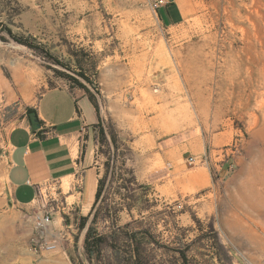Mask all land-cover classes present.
<instances>
[{
	"label": "rangeland",
	"instance_id": "rangeland-1",
	"mask_svg": "<svg viewBox=\"0 0 264 264\" xmlns=\"http://www.w3.org/2000/svg\"><path fill=\"white\" fill-rule=\"evenodd\" d=\"M154 1L0 0V264H264V0ZM58 86L98 113L100 191L38 188L58 247L34 253L6 135Z\"/></svg>",
	"mask_w": 264,
	"mask_h": 264
},
{
	"label": "crops",
	"instance_id": "crops-1",
	"mask_svg": "<svg viewBox=\"0 0 264 264\" xmlns=\"http://www.w3.org/2000/svg\"><path fill=\"white\" fill-rule=\"evenodd\" d=\"M181 5L183 0H178L184 15ZM161 16L168 25L177 23L181 17L177 9L169 6L163 8ZM30 108L36 112L40 124L32 126L24 117L6 135V181L12 204L31 205L42 185L76 177L81 189L80 202L89 193L90 207L97 183L89 146L92 126L99 117L96 109L87 97L67 86L45 90ZM84 134L87 138L82 140Z\"/></svg>",
	"mask_w": 264,
	"mask_h": 264
},
{
	"label": "built area",
	"instance_id": "built-area-1",
	"mask_svg": "<svg viewBox=\"0 0 264 264\" xmlns=\"http://www.w3.org/2000/svg\"><path fill=\"white\" fill-rule=\"evenodd\" d=\"M166 3L165 0H155L152 4L153 10H157ZM55 200V199H54ZM28 219L34 231L29 241L30 250L34 253L53 252L58 247L57 239L52 236L50 229L52 225L53 213L57 212L52 204H47L46 198L37 189L36 197L33 201Z\"/></svg>",
	"mask_w": 264,
	"mask_h": 264
},
{
	"label": "trees",
	"instance_id": "trees-1",
	"mask_svg": "<svg viewBox=\"0 0 264 264\" xmlns=\"http://www.w3.org/2000/svg\"><path fill=\"white\" fill-rule=\"evenodd\" d=\"M168 6L170 7H173L174 8V4L171 2V3H168ZM26 116H27V119L29 121V123L32 125V126H37L40 124V121L37 119V116H36V112L33 110V109H27V112H26ZM99 186L97 187L96 189V192H95V200L98 198L99 196ZM90 229H88L87 231V234H86V237H85V247L87 249V245H88V239L90 238Z\"/></svg>",
	"mask_w": 264,
	"mask_h": 264
},
{
	"label": "bare ground",
	"instance_id": "bare-ground-1",
	"mask_svg": "<svg viewBox=\"0 0 264 264\" xmlns=\"http://www.w3.org/2000/svg\"><path fill=\"white\" fill-rule=\"evenodd\" d=\"M24 82V81H23ZM25 83H21L20 86H24ZM87 196L90 197L89 193H87ZM53 236V235H52Z\"/></svg>",
	"mask_w": 264,
	"mask_h": 264
}]
</instances>
